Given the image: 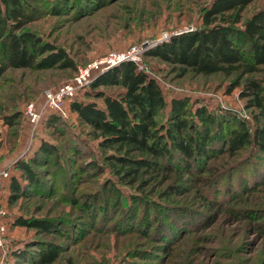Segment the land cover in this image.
Here are the masks:
<instances>
[{
  "label": "rangeland",
  "instance_id": "rangeland-1",
  "mask_svg": "<svg viewBox=\"0 0 264 264\" xmlns=\"http://www.w3.org/2000/svg\"><path fill=\"white\" fill-rule=\"evenodd\" d=\"M78 1L80 5L71 3L73 6L63 13H41L27 24L42 38L63 47L73 68H8L0 76V223L5 228L0 264H38L35 240L59 245L58 257L48 264H264V236L252 227L253 222L264 221V152L247 147L228 154L215 149L205 160L210 169L198 173L206 184L181 171L170 174L163 184L154 183L137 192L113 180L96 139L68 111V102L65 114L58 113L54 125L46 119V114L54 111L43 107L44 90L68 81L76 66L134 44L140 49L135 66L158 82L167 102L172 96H183L189 105L196 101L214 113L227 111L251 125L249 109L238 95L240 86L226 91L232 76L181 74L172 70V64L145 54L171 33L199 26V14L210 0H104L98 7ZM263 5L264 0H252L243 9L242 19ZM87 88L86 84L77 89L74 97H86L83 93ZM99 88L107 92L120 89L118 85ZM29 102L40 111L36 122L25 114ZM186 107L187 113H192V108ZM167 110V106L159 110L156 119L164 121ZM222 125L226 128L227 122ZM41 138L53 142L57 149L53 163L49 157L48 164L34 166L43 187L8 202L4 187L7 175L2 171L9 172L16 158L27 157ZM164 183L179 186L180 192L162 195ZM93 192L97 212L91 221L84 215L82 203L85 194ZM137 197L146 202H138ZM157 202L183 208L177 211L178 227L170 236L168 249L158 237L149 236L152 227H148V235L140 228L143 208L148 207L149 218ZM251 209L255 210L253 215L245 216ZM124 212L127 217L120 221ZM17 214L52 217L59 222L58 229L45 234L13 224ZM77 226L79 233L70 235L69 230Z\"/></svg>",
  "mask_w": 264,
  "mask_h": 264
},
{
  "label": "trees",
  "instance_id": "trees-1",
  "mask_svg": "<svg viewBox=\"0 0 264 264\" xmlns=\"http://www.w3.org/2000/svg\"><path fill=\"white\" fill-rule=\"evenodd\" d=\"M251 1L210 0L199 14V26L171 33L145 51L146 55L172 64V70L181 74L190 71L232 76L226 91L240 86L238 95L249 109L251 125L227 111L217 114L196 101L189 105L191 102L183 96H172L167 102L158 82L131 60L97 72L87 83L88 88L83 93L86 97L73 95L68 100V111L75 114L80 124L88 127L103 154V164L117 184L142 192L144 187L163 184L170 174L181 171L194 174L191 178L195 182L206 184L199 174L210 169L205 160L215 149L228 154L247 147L264 152V5L242 19V11ZM85 2L97 7L105 3L104 0ZM71 3L80 5L78 0H0V76L8 68H73L74 63L63 47L42 38L27 26L41 13L65 12L66 8L73 6ZM75 71L76 68L72 75ZM111 85H118L120 89L107 92L99 88ZM187 105L192 108L190 115ZM166 106V119L158 121L159 110ZM59 117L54 112L46 114L47 122L53 125ZM5 118L10 120L8 116ZM223 122H227L226 128ZM56 152L53 142L41 138L27 157L16 158L5 177L6 200L11 202L42 188V176L34 166L48 164L49 157L53 163ZM245 162L251 164L250 159ZM89 163L94 167L92 161ZM114 190L120 196L117 187ZM175 190L179 191L180 187L164 183L160 193L169 196ZM120 192L123 194L122 190ZM128 196L134 197L135 194ZM84 199V215L93 221L97 212L96 193H87ZM137 201L146 202L140 197ZM155 205L157 208L152 209L149 218L148 207L143 208L140 228L148 235V227H152L149 236L158 237L163 242L162 247L168 249L170 236L178 227L175 223L177 211H183V208L177 205L167 207L160 202ZM102 208L106 210L107 205L103 203ZM253 211L246 210L245 216H252ZM127 212L120 216V221L127 217ZM54 220L52 217L17 214L12 222L47 234L58 229L59 222ZM252 227L264 236V221H255ZM74 228L69 230L70 235L79 233L80 227ZM33 242L37 246L36 263L48 264L58 257L60 248L57 243Z\"/></svg>",
  "mask_w": 264,
  "mask_h": 264
},
{
  "label": "built area",
  "instance_id": "built-area-1",
  "mask_svg": "<svg viewBox=\"0 0 264 264\" xmlns=\"http://www.w3.org/2000/svg\"><path fill=\"white\" fill-rule=\"evenodd\" d=\"M140 49L136 45H129L122 49L109 50L106 53L94 57L85 65H79L72 77L54 89L47 88L43 92V107L45 109L65 114V104L77 92V89L86 85L93 76L106 68L115 65L124 60H131L138 65ZM138 69H142L137 67ZM25 114L31 122H36L40 111L34 108L33 103H27ZM3 175L7 174L6 170L2 171ZM4 225L0 223V244L2 243Z\"/></svg>",
  "mask_w": 264,
  "mask_h": 264
}]
</instances>
